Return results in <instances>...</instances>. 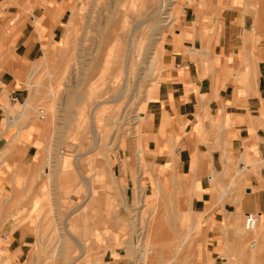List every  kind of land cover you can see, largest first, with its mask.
<instances>
[{"label":"crops","instance_id":"crops-1","mask_svg":"<svg viewBox=\"0 0 264 264\" xmlns=\"http://www.w3.org/2000/svg\"><path fill=\"white\" fill-rule=\"evenodd\" d=\"M85 1L0 0V264H38L49 246L50 258L76 264L89 254L53 224L66 202L74 215L88 208L84 238L99 264H264V0L249 10L246 0L183 7L179 29L161 37L160 79L138 107L148 123L135 134L139 178L130 157L120 179L110 159L98 162L105 199L82 174L93 163L59 149L57 126L37 117L33 91L41 73L51 76V54L70 46ZM98 207L108 236L97 227L93 237ZM249 212L260 215L255 232L244 229Z\"/></svg>","mask_w":264,"mask_h":264},{"label":"rangeland","instance_id":"rangeland-1","mask_svg":"<svg viewBox=\"0 0 264 264\" xmlns=\"http://www.w3.org/2000/svg\"><path fill=\"white\" fill-rule=\"evenodd\" d=\"M155 1L86 0L84 4L86 8L83 9L86 10V13L80 16L79 29L71 32L70 46L64 48L60 54L57 50L51 54L50 63L53 64L51 76H47L46 71L41 73L37 81L41 85L37 90L33 89L34 92H37L35 96L38 98L40 107L37 109L36 115L41 118L44 112L45 118L42 119L49 125L57 126L59 149L75 153L77 156H86L88 161L93 163V168L87 172L84 170L82 174L93 183L95 188L93 193L98 195V198L105 199L106 193L103 183L96 180L98 178L96 173L98 162L104 163L110 159L113 163L111 167L113 177L120 179L127 171V164L123 163L130 157L131 161H135L131 174L139 178L138 171L141 170V165L137 161L136 149L141 144L135 134L141 136L145 126L148 128V123L147 119H140L138 116L140 112L138 107L152 83L160 79L162 57L158 63L160 70L156 73L154 70L156 60H153L152 56L156 57V54L153 55L154 51L159 54L161 37L175 34L179 29L185 14L183 7L188 8L189 4L198 5L200 2L205 3L204 7H211L215 0ZM226 2L233 1L226 0ZM256 2L257 0H246L243 5L246 10H249L247 3L251 7H255ZM177 4L178 10L176 11ZM171 5H174L173 9H169ZM166 12L167 14L173 12L175 19L172 23L163 26L162 24L168 20L163 18L167 15ZM219 18L220 16H213L215 22H218ZM156 21L159 23L156 24ZM67 23L63 24L57 33V40L62 39ZM120 33L124 38L123 41ZM156 34L159 35L156 37ZM129 44L131 45L129 46ZM155 44L157 46H154ZM52 86L61 91L55 99L51 96L54 90ZM75 97L79 98L78 103L69 106L64 104L65 101L69 102L70 98ZM49 106L56 108L53 113L56 122H51L49 118V113L52 114V111H48ZM143 145L142 141L144 148ZM85 187L82 182L80 193H88L87 190H84ZM102 203L105 205L104 202ZM102 203L100 202L98 205L100 206ZM109 205H112L111 202ZM98 208V212H95L93 216V237L97 227L101 228L108 236L111 234L110 230L101 221L103 212L100 208L102 207ZM103 208L105 209V207ZM72 209L73 206L66 202L63 210L56 215V221L53 217V224L58 226L59 232H64V227L67 225L87 244L86 248L90 253L80 256V261L77 264H99L102 256L95 253L94 241L92 249L91 239L84 238V235H90V231L92 232V229L85 228L90 219L87 215L88 208H83L76 215L72 213ZM95 209L94 207L93 210ZM79 216L82 217L80 224L74 222L75 218ZM48 251V254L42 255L43 261L39 260L38 264H76L73 262L74 256L69 255L65 261L62 260L61 255H55L52 259V257L50 258L53 255L52 246L48 247Z\"/></svg>","mask_w":264,"mask_h":264},{"label":"built area","instance_id":"built-area-1","mask_svg":"<svg viewBox=\"0 0 264 264\" xmlns=\"http://www.w3.org/2000/svg\"><path fill=\"white\" fill-rule=\"evenodd\" d=\"M13 101H17V97L13 96L12 97ZM244 168V165H242ZM260 222V215L259 213L255 212H249L245 214L244 217V229L249 232H255L258 229ZM256 241L252 243V245H255Z\"/></svg>","mask_w":264,"mask_h":264},{"label":"bare ground","instance_id":"bare-ground-1","mask_svg":"<svg viewBox=\"0 0 264 264\" xmlns=\"http://www.w3.org/2000/svg\"><path fill=\"white\" fill-rule=\"evenodd\" d=\"M154 1H155V0H154ZM158 1H160V0H158ZM155 2H156V1H155ZM172 3H173V2H172ZM153 4H154V2H153ZM153 4H152V5H153ZM152 5H150V6L152 7ZM150 6H149V7H150ZM160 6H161V5H160ZM160 6H159V7H160ZM173 6H174V5H171L169 9H173ZM144 7H145V6H144ZM146 7H148V6H146ZM157 7H158V6H157ZM146 9H147V8H146ZM146 9H145V10H146ZM155 9H156V8H155ZM155 9H154V10H155ZM157 9H158V8H157ZM145 10H144V11H145ZM141 11H142V10H141ZM149 11H150V10H149ZM151 11H152V10H151ZM159 11H160V10H159ZM142 12H143V11H142ZM150 13H151V12H150ZM152 13H153V12H152ZM128 14H129V13H128ZM166 14H167V12H166ZM136 15H137V14H136ZM159 15H160V13H159ZM164 15H165V14H164ZM153 16H154V15H153ZM157 16H158V15H157ZM131 17H132V16H131ZM149 17H150V14H149ZM136 18H137V17H136ZM136 18H135V19H136ZM163 18H167V19H168V20H166V21L162 24L163 26H166V25H168V24H170V23L173 22V20L175 19V16H173V12H171V13L168 12V14H167L166 16H164ZM163 18H162V19H163ZM151 19H152V17H151ZM132 20H133V19H132ZM138 20H139V19H138ZM153 21H154V19H153ZM130 22H132V21H130ZM135 22H136V21H135ZM135 22H134V23H135ZM156 22H157V21H156ZM156 22H155V23H156ZM137 23H138V21H137ZM139 23H140V22H139ZM141 23H142V21H141ZM158 23H159V22H157L156 24H158ZM147 25H149V24H147ZM128 26H129V25H128ZM141 29H142V28H141ZM145 29H146V28H145ZM149 29H150V28H149ZM123 30H124V29H123ZM123 30H122V31H123ZM132 30H133V29H132ZM162 30H163V28H162ZM122 31H121V32H122ZM127 32H128V31H127ZM135 32H136V31H135ZM140 32H141V31H140ZM142 32H143V31H142ZM148 32H149V31H148ZM123 35H124V33H123ZM131 35H132V33H131ZM137 35H140V34H137ZM157 35H159V34H156V37H157ZM161 35H162V34H161ZM118 36H119V35H118ZM121 36H122V35H121V33H120V37H121ZM125 36H127V35H125ZM128 36H129V35H128ZM132 36H133V35H132ZM147 36H148V35H147ZM122 37H123V36H122ZM122 37H121V39H122V41H123L124 38H122ZM160 37H161V36H160ZM118 38H119V37H118ZM125 39H127V38H125ZM127 40H128V39H127ZM138 40H139V39H138ZM147 40H148V39H147ZM147 40H146V41H147ZM158 40H159V39H158ZM129 41H130V40H129ZM154 42H155V41H154ZM158 42H159V41H158ZM137 43H138V42H137ZM142 43H143V42H142ZM131 44H132V43H131ZM131 44H129V46H130ZM154 46H157V45L155 44ZM153 48L155 49V47H153ZM125 50H126V49H125ZM155 50H156V49H155ZM129 52H130V51H129ZM152 53H153V52H152ZM156 53H157V52L154 51L153 55H155ZM130 55H131V54H130ZM135 58H136V57H135ZM127 59H128V58H127ZM152 59H153V60H156V57H155V56H152ZM89 61H90V60H89ZM109 61H110V59H109ZM109 61H108V62H109ZM129 61H130V60H129ZM127 62H128V61H127ZM127 62H126V64H127ZM151 64H152V63H151ZM152 65H153V64H152ZM110 100H111V99H110ZM138 116H140V115H138ZM73 150H74V149H73ZM111 166H112V165H111ZM111 166H110V168H111ZM101 174H102V173H101Z\"/></svg>","mask_w":264,"mask_h":264}]
</instances>
